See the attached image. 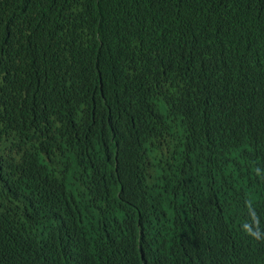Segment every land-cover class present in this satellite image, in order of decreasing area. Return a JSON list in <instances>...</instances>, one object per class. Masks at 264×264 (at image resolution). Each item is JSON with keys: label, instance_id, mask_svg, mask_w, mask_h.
<instances>
[{"label": "trees", "instance_id": "trees-1", "mask_svg": "<svg viewBox=\"0 0 264 264\" xmlns=\"http://www.w3.org/2000/svg\"><path fill=\"white\" fill-rule=\"evenodd\" d=\"M0 264H264V0H0Z\"/></svg>", "mask_w": 264, "mask_h": 264}]
</instances>
